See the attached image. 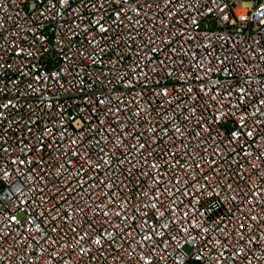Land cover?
Returning a JSON list of instances; mask_svg holds the SVG:
<instances>
[{
  "label": "built area",
  "instance_id": "1",
  "mask_svg": "<svg viewBox=\"0 0 264 264\" xmlns=\"http://www.w3.org/2000/svg\"><path fill=\"white\" fill-rule=\"evenodd\" d=\"M0 264H264V0H0Z\"/></svg>",
  "mask_w": 264,
  "mask_h": 264
}]
</instances>
